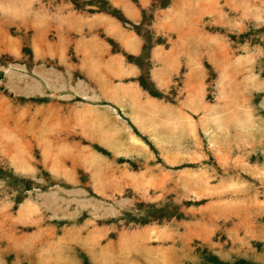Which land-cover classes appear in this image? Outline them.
<instances>
[{"label":"rangeland","instance_id":"374dc122","mask_svg":"<svg viewBox=\"0 0 264 264\" xmlns=\"http://www.w3.org/2000/svg\"><path fill=\"white\" fill-rule=\"evenodd\" d=\"M0 264H264V0H0Z\"/></svg>","mask_w":264,"mask_h":264}]
</instances>
